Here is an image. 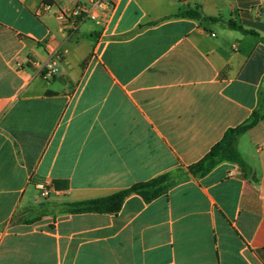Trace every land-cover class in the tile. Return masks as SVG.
Instances as JSON below:
<instances>
[{
    "label": "crops",
    "instance_id": "crops-1",
    "mask_svg": "<svg viewBox=\"0 0 264 264\" xmlns=\"http://www.w3.org/2000/svg\"><path fill=\"white\" fill-rule=\"evenodd\" d=\"M74 5L0 0V264H264V0H117L72 31ZM191 10L222 21L175 17ZM260 108L246 172L62 213L187 169Z\"/></svg>",
    "mask_w": 264,
    "mask_h": 264
},
{
    "label": "trees",
    "instance_id": "trees-1",
    "mask_svg": "<svg viewBox=\"0 0 264 264\" xmlns=\"http://www.w3.org/2000/svg\"><path fill=\"white\" fill-rule=\"evenodd\" d=\"M175 17H183L204 20L208 22L222 21L220 18L204 17L202 13L196 10L180 11ZM230 29L238 30L243 33H250L243 27L232 21L225 22ZM263 118V109H259L251 115L245 123L227 130L223 138L215 144L210 151L197 163L190 165L187 169L178 168L174 171L163 173L149 181L132 185L127 189L120 190L112 195L84 200L80 202L62 204V213L65 214H117L121 211L125 201L132 196L140 197L145 203L152 201L168 194L169 190L179 182L195 178L199 179L209 174L214 168L222 163H234L242 171H247L245 161L237 149L238 139L248 130L254 127Z\"/></svg>",
    "mask_w": 264,
    "mask_h": 264
},
{
    "label": "built area",
    "instance_id": "built-area-1",
    "mask_svg": "<svg viewBox=\"0 0 264 264\" xmlns=\"http://www.w3.org/2000/svg\"><path fill=\"white\" fill-rule=\"evenodd\" d=\"M74 8L70 11H59L58 20L68 25L72 31L85 21H91L94 24L106 26L116 8L117 0H74ZM47 75L54 76L57 69L52 65L44 66ZM42 195H47V189L44 185H39Z\"/></svg>",
    "mask_w": 264,
    "mask_h": 264
},
{
    "label": "rangeland",
    "instance_id": "rangeland-1",
    "mask_svg": "<svg viewBox=\"0 0 264 264\" xmlns=\"http://www.w3.org/2000/svg\"><path fill=\"white\" fill-rule=\"evenodd\" d=\"M67 4L72 3L74 0H65Z\"/></svg>",
    "mask_w": 264,
    "mask_h": 264
}]
</instances>
